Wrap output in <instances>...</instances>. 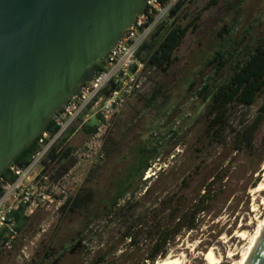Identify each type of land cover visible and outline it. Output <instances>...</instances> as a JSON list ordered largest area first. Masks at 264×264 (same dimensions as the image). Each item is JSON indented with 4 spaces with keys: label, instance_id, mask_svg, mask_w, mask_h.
<instances>
[{
    "label": "rangeland",
    "instance_id": "374dc122",
    "mask_svg": "<svg viewBox=\"0 0 264 264\" xmlns=\"http://www.w3.org/2000/svg\"><path fill=\"white\" fill-rule=\"evenodd\" d=\"M212 3L213 0H186L174 15V22L189 25V30L168 73L151 71L149 94L130 100L112 116L109 124L99 123L96 117H90L87 122L83 120L81 128H78L79 122L76 124L78 130L69 146L78 152L67 164L72 173L64 192L68 198L76 199L83 179V198L91 192L89 201L81 203L75 213L62 214L53 208L36 212L17 231L15 238H9V246L0 252V264H37L41 248L52 250L59 246L72 250L68 264H91L105 243L110 251L116 245L122 230L119 209L136 216L149 209L141 197L157 177L163 196L176 192L184 202H191L204 176L215 172H218L213 180L215 193L205 213L197 217L192 229L176 235L165 250L164 260L179 257L183 264H206L204 256L210 248L226 256L229 248L238 246L239 239L224 245L223 237L231 239L242 220L249 223L254 216L252 194L264 178V129L254 136L250 148H239L233 141L236 134L257 118L262 102L251 107L219 108L218 124L223 127L215 143L206 138L213 115L207 114L206 106L188 88L193 81L198 84L201 79L214 77V71L206 63L220 44L232 46L241 41L247 44L249 40L264 38V0ZM169 26L165 25L163 32ZM225 26L230 29L229 34L224 32ZM154 88L162 94L150 104L148 100ZM222 111L225 112L222 114ZM88 126H97L96 133L88 134L85 131ZM142 147H155L156 157L142 178L136 179V192L120 199L115 213L107 217L105 213L114 192L112 182L136 161ZM82 153L81 163L78 157L82 158ZM198 165L202 166L201 170L194 172ZM171 169L173 172L167 174ZM222 175L226 177L220 181ZM124 248V244L119 246L108 259L115 260ZM229 263L230 260H225L223 264Z\"/></svg>",
    "mask_w": 264,
    "mask_h": 264
},
{
    "label": "water",
    "instance_id": "95a60500",
    "mask_svg": "<svg viewBox=\"0 0 264 264\" xmlns=\"http://www.w3.org/2000/svg\"><path fill=\"white\" fill-rule=\"evenodd\" d=\"M146 4L0 0V176L94 79ZM250 264H264V240Z\"/></svg>",
    "mask_w": 264,
    "mask_h": 264
},
{
    "label": "trees",
    "instance_id": "16d2710c",
    "mask_svg": "<svg viewBox=\"0 0 264 264\" xmlns=\"http://www.w3.org/2000/svg\"><path fill=\"white\" fill-rule=\"evenodd\" d=\"M181 1L173 10V14L178 12L183 3ZM219 0H213L212 4H216ZM164 26H160L151 36L150 40L145 43L137 54L138 58L146 61L147 64L163 74H167L176 60V52L183 44L184 38L189 30V25L181 26L177 22H173L164 32ZM224 32L230 33V29L225 26ZM248 33V32H247ZM162 34V35H161ZM206 67L214 71V77L208 76L201 79L198 84L193 81L188 88V92H195V96L206 106L207 114L212 116L210 124L206 130V138L217 143L222 124H218L220 116H218L219 108L226 110L228 105H237L242 107H251L258 101L261 105L258 108V116L247 127H244L240 134H236L234 139L235 146L239 148H250L255 140V135L264 129V38H258L243 44L228 46L227 43L219 45L213 55L207 60ZM102 69V64L96 66L98 74ZM105 93H108L105 91ZM162 92L158 88H154L148 103L152 104L156 101ZM225 111H222V114ZM47 131L55 133L57 128L51 121ZM74 128L70 131V133ZM85 131L93 135L97 131V126H88ZM239 148H235L238 151ZM36 149V140L33 145L22 152L15 159L14 165L25 167ZM72 148L69 146L60 153V158H66L71 153ZM157 149H147L142 147L140 154L136 157V161L127 168L126 172L113 180L112 185L114 192L112 194V202L106 210L105 215L108 217L111 213H115L114 209L118 201L128 194H134L138 187H134L136 179H141L144 172L150 167V161L155 159ZM202 166L198 165L194 169L200 171ZM171 169L167 174H171ZM7 173H4L5 176ZM218 176V172L206 174L203 178V184L196 192L195 199L191 202H184L176 192L170 195L162 193L158 187L161 185L159 177L147 186L141 202L147 204L149 209L140 215L127 214L122 208L117 211L122 230L118 233V241L110 251L105 243L95 253L91 264H155L159 260H164L165 250L170 243L173 242L176 235L183 230L193 228V224L197 217L203 215L206 211V205L210 197L215 193L213 180ZM226 175H222L220 181ZM91 198V192L85 194L84 203ZM82 195L78 194L77 198L69 205L68 211L73 212L81 205ZM129 210V209H128ZM15 218V229L20 232L28 218L23 216L21 210L13 214ZM134 217L136 220H134ZM135 221V222H134ZM137 222H141L137 224ZM7 230H0V252L2 246L8 242L6 236ZM122 244L125 248L121 254L114 260L110 261L108 257L114 255L117 248Z\"/></svg>",
    "mask_w": 264,
    "mask_h": 264
},
{
    "label": "built area",
    "instance_id": "2783aa9c",
    "mask_svg": "<svg viewBox=\"0 0 264 264\" xmlns=\"http://www.w3.org/2000/svg\"><path fill=\"white\" fill-rule=\"evenodd\" d=\"M181 1L147 0L146 9L111 50L101 71L52 118L56 132L45 130L36 139V149L29 163L25 167L13 164L5 176H0V230L6 229L8 238L2 249L9 246V238L17 235L15 212L21 210L26 218L41 209L68 212L75 197L68 198L64 192L72 173L67 164L78 151L72 150L66 158H60V153L69 147L71 137L83 126V120L87 122L90 117H96L99 123L109 124L112 116L130 100L150 93L149 75L153 68L137 54L160 26H171L178 13L173 14V10ZM78 122L80 126L75 128ZM80 157L82 163L83 153Z\"/></svg>",
    "mask_w": 264,
    "mask_h": 264
},
{
    "label": "bare ground",
    "instance_id": "6f19581e",
    "mask_svg": "<svg viewBox=\"0 0 264 264\" xmlns=\"http://www.w3.org/2000/svg\"><path fill=\"white\" fill-rule=\"evenodd\" d=\"M252 197L254 203L251 213L254 216L249 220V223L243 219L238 226L237 233L231 239L223 237L226 240H224V245L234 241V238L239 239L238 246L234 249L229 248L226 256L217 253L214 248H210L204 256L206 264H223L225 260H230L229 264H250L262 240H264V178L258 183ZM158 264L183 263L179 257H172L162 260Z\"/></svg>",
    "mask_w": 264,
    "mask_h": 264
},
{
    "label": "flooded vegetation",
    "instance_id": "af4514ba",
    "mask_svg": "<svg viewBox=\"0 0 264 264\" xmlns=\"http://www.w3.org/2000/svg\"><path fill=\"white\" fill-rule=\"evenodd\" d=\"M139 154H140V150L136 154V157ZM81 195H82V203H83V179L81 182ZM76 211L77 210L73 211L72 213H75ZM82 219H83V214H82ZM71 256H72V250L65 246H59L57 249H52V250L41 248V250L37 254V260H38L37 264H68Z\"/></svg>",
    "mask_w": 264,
    "mask_h": 264
}]
</instances>
